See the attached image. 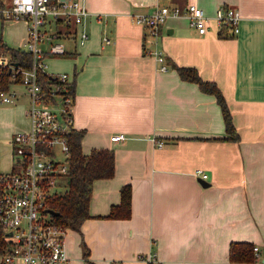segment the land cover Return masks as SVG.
<instances>
[{"label":"crops","instance_id":"1","mask_svg":"<svg viewBox=\"0 0 264 264\" xmlns=\"http://www.w3.org/2000/svg\"><path fill=\"white\" fill-rule=\"evenodd\" d=\"M80 2L87 14L79 24L48 22L63 52L42 46L45 71L68 75L81 152L113 150L114 175L92 182L89 217L78 231L66 230L68 264H264V0ZM187 4L207 16L219 7L238 9L240 32L223 27L219 35L222 28L211 21L199 34L185 18H169L150 37L131 19L157 5ZM12 22L0 19V37L23 49L26 23ZM16 23L22 27L15 33ZM80 31L88 36L83 44ZM174 66L215 82L237 140L223 139L228 135L214 96L181 80ZM16 84L9 87L15 101L0 102V173L16 168L12 137L28 129L27 96ZM115 134L125 139L111 141ZM124 185L131 188L129 217L107 218ZM233 242L256 247V261L231 262Z\"/></svg>","mask_w":264,"mask_h":264},{"label":"built area","instance_id":"2","mask_svg":"<svg viewBox=\"0 0 264 264\" xmlns=\"http://www.w3.org/2000/svg\"><path fill=\"white\" fill-rule=\"evenodd\" d=\"M87 14L80 0H9L0 2V19L26 23L27 40L23 50L29 54V66L11 63L8 56L0 54V67L9 68L10 79L19 83L27 96L25 115L28 129L12 137L16 168L0 173V263L3 264H68L64 248L67 228L55 225L45 211L47 200L59 192L68 171V134L72 127V102L70 95L61 94L69 86L68 75H55L54 82L43 84L40 73L45 71L47 44L50 54H61L63 47L57 34L48 33L50 20L73 19L79 24ZM169 18H185L199 34H205L212 21L218 28L227 27L233 35L240 32L241 15L238 9L219 7L213 16H207L193 4L180 8L157 5L150 13L132 15L135 24L143 25L150 37L158 35V28ZM87 34L80 31L77 41L83 44ZM106 40V39H104ZM107 41V40H106ZM159 70L166 71L163 55L155 51ZM50 76V75H49ZM17 93L8 89L0 91L1 103H13ZM54 98L53 102L48 101ZM125 139L115 134L111 141ZM161 146L162 142L157 141ZM202 178L206 174L201 175ZM255 251L256 247L253 248Z\"/></svg>","mask_w":264,"mask_h":264},{"label":"trees","instance_id":"3","mask_svg":"<svg viewBox=\"0 0 264 264\" xmlns=\"http://www.w3.org/2000/svg\"><path fill=\"white\" fill-rule=\"evenodd\" d=\"M222 28L219 35H222ZM0 54L8 56L11 63L29 66V54L19 47H12L2 41L0 37ZM179 78L184 81L195 83L200 91L213 95L218 104L228 135L225 140H237L238 134L232 123L230 111L224 96L214 81H204L194 68L174 66ZM39 80L43 84L54 82L52 76L40 73ZM18 79H10L9 68L0 67V91H7L11 84ZM66 90L61 94L72 97V86H65ZM54 98L48 101L53 102ZM83 131L70 128L68 134L69 158L68 171L64 176L63 183L66 189L50 196L46 203V209L56 212L51 216L53 224L63 228L78 231L81 223L89 217L88 203L91 195L92 182L96 179L111 178L114 175V154L110 149H92L88 155L81 152V138ZM131 188L124 185L120 188V201L111 207L107 218H128L130 215ZM2 236L0 232V245ZM254 246L248 242H233L229 247V259L231 262L249 263L255 262Z\"/></svg>","mask_w":264,"mask_h":264},{"label":"rangeland","instance_id":"4","mask_svg":"<svg viewBox=\"0 0 264 264\" xmlns=\"http://www.w3.org/2000/svg\"><path fill=\"white\" fill-rule=\"evenodd\" d=\"M13 20H10V23H14V22H12ZM10 23H8V24H10ZM13 25H17L16 26V28L14 29L13 27H11V29H13V31L16 33L17 31H18V29L19 28H21L22 27V24H13ZM6 32V31H5ZM15 85V84H14ZM16 85H18V86H15V88H18V89H21L22 88V86L20 85V84H16ZM21 103H23V101L21 102ZM17 104H19L20 105V102H18ZM24 104H25V102H24ZM27 106V105H26ZM65 189H66V185L63 183V181H61V184L59 185V186H57V190L59 191V192H63V191H65Z\"/></svg>","mask_w":264,"mask_h":264},{"label":"water","instance_id":"5","mask_svg":"<svg viewBox=\"0 0 264 264\" xmlns=\"http://www.w3.org/2000/svg\"><path fill=\"white\" fill-rule=\"evenodd\" d=\"M45 211H46L49 215H51V216L56 215V212H54V211H52V210L46 209ZM262 263H264V258L262 259Z\"/></svg>","mask_w":264,"mask_h":264}]
</instances>
